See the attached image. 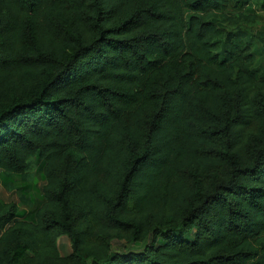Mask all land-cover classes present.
Segmentation results:
<instances>
[{
  "label": "trees",
  "instance_id": "16d2710c",
  "mask_svg": "<svg viewBox=\"0 0 264 264\" xmlns=\"http://www.w3.org/2000/svg\"><path fill=\"white\" fill-rule=\"evenodd\" d=\"M256 1L0 0V264H264Z\"/></svg>",
  "mask_w": 264,
  "mask_h": 264
},
{
  "label": "rangeland",
  "instance_id": "374dc122",
  "mask_svg": "<svg viewBox=\"0 0 264 264\" xmlns=\"http://www.w3.org/2000/svg\"><path fill=\"white\" fill-rule=\"evenodd\" d=\"M263 0H258L252 4L251 9L248 6H244L241 11L247 14L248 18H257V21L254 23L249 19V23H240L239 25H230L229 23H224L227 29L238 30L240 27L242 30H245L247 34L253 37L254 45H258L261 50L256 55L257 67L261 66L264 68V5ZM235 13L240 12L233 8ZM238 27V28H235ZM39 167V166H38ZM36 168L33 173V179L29 183L21 181L19 178H13V186L15 187L14 191H8L6 186L0 181V198L6 202H13L19 205L21 219H24L25 216L29 215L31 209L28 206L21 205L20 197L24 196L25 201L32 202L33 207L39 206L42 203V188L45 185V181L42 177V172L39 168ZM126 248V249H125ZM142 247L138 246H126L123 242H116L113 246L114 250H125V251H139ZM59 249L63 256H66L71 253V242L69 238L62 237L59 240Z\"/></svg>",
  "mask_w": 264,
  "mask_h": 264
}]
</instances>
